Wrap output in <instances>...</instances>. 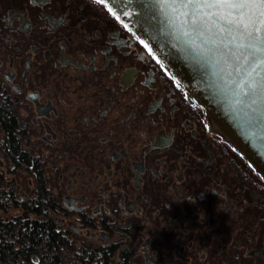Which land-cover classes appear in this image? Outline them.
<instances>
[{
    "label": "flooded vegetation",
    "instance_id": "1",
    "mask_svg": "<svg viewBox=\"0 0 264 264\" xmlns=\"http://www.w3.org/2000/svg\"><path fill=\"white\" fill-rule=\"evenodd\" d=\"M140 41L94 0H0V220L91 264H264V178Z\"/></svg>",
    "mask_w": 264,
    "mask_h": 264
},
{
    "label": "snow or ice",
    "instance_id": "2",
    "mask_svg": "<svg viewBox=\"0 0 264 264\" xmlns=\"http://www.w3.org/2000/svg\"><path fill=\"white\" fill-rule=\"evenodd\" d=\"M94 3L107 7L106 0ZM155 3L171 17L170 22L183 18L174 36L177 46L187 58L210 69L226 106L237 115L243 113L246 123L257 113L264 115V0ZM107 11L116 16L112 7H107ZM140 43L151 54L149 45L143 40Z\"/></svg>",
    "mask_w": 264,
    "mask_h": 264
},
{
    "label": "water",
    "instance_id": "3",
    "mask_svg": "<svg viewBox=\"0 0 264 264\" xmlns=\"http://www.w3.org/2000/svg\"><path fill=\"white\" fill-rule=\"evenodd\" d=\"M106 4L149 45L202 107L216 131L264 178V115L257 113L246 123L243 113L237 115L226 106L214 86L210 69L187 58L177 46L174 36L183 18L170 22L171 17L160 10L155 0H106Z\"/></svg>",
    "mask_w": 264,
    "mask_h": 264
},
{
    "label": "trees",
    "instance_id": "4",
    "mask_svg": "<svg viewBox=\"0 0 264 264\" xmlns=\"http://www.w3.org/2000/svg\"><path fill=\"white\" fill-rule=\"evenodd\" d=\"M33 255L38 257L37 263L31 261ZM88 259L84 250L56 233L49 221L41 227L36 222L21 221L10 226L0 220L1 264H91Z\"/></svg>",
    "mask_w": 264,
    "mask_h": 264
},
{
    "label": "rangeland",
    "instance_id": "5",
    "mask_svg": "<svg viewBox=\"0 0 264 264\" xmlns=\"http://www.w3.org/2000/svg\"><path fill=\"white\" fill-rule=\"evenodd\" d=\"M66 226V225H65ZM81 241H84V237H82V239H80ZM78 240V242H76V246L77 247H81L83 244L81 243V241ZM1 264V263H0Z\"/></svg>",
    "mask_w": 264,
    "mask_h": 264
}]
</instances>
